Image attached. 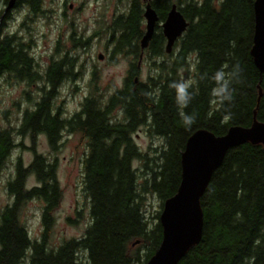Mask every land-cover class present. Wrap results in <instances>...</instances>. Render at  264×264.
I'll return each mask as SVG.
<instances>
[{"label":"trees","instance_id":"obj_1","mask_svg":"<svg viewBox=\"0 0 264 264\" xmlns=\"http://www.w3.org/2000/svg\"><path fill=\"white\" fill-rule=\"evenodd\" d=\"M9 2L0 0V18ZM16 2H23L31 13L41 14L42 0ZM254 2L151 0L149 4L159 20L144 51L149 73L141 81L136 63L145 33L144 4L132 0L126 15L116 17L108 30L112 54L134 57L130 73L122 87L108 96L97 92L94 73L90 93L79 111L68 118L62 117L54 101L62 83L75 77L76 59L61 56L40 77L38 64L34 65L28 50L24 52L19 41L3 34L4 15L0 24V78L13 73L22 80L28 89L25 96L29 107L23 111L18 127L0 130V176L17 146L15 135L30 140L34 158L27 168L18 159L15 176L7 184L13 202L0 213V264H22L26 258L28 264L148 262L160 246L162 229L160 210L148 218L146 201L157 198L161 209L176 194L187 139L198 130L218 137L232 127L249 128L254 121L264 124V72L257 70L250 56ZM173 4L188 26L167 54L160 24ZM73 42L77 46L80 40ZM235 65H239L240 74L239 82L232 83L233 99L217 103L211 95L216 86L212 77L222 68L231 72ZM190 70L194 99L183 111L195 113L197 119L191 128H185L170 85L182 81L181 71ZM38 82H42L41 88H36L40 93L31 89ZM150 92L158 95L149 97L146 93ZM32 93L37 94L35 99ZM140 128L159 139V147L142 152L133 139ZM65 132L79 134L87 142L83 191L89 199L91 222L80 239L65 241L53 250L48 247V238L62 191L56 179V161L37 155L35 146L37 137L44 135L49 147L57 151ZM29 176H34L38 184L31 189L26 188ZM34 199L43 203L40 240H31L20 220L22 207ZM200 205L201 241L178 264H264L263 145L246 142L230 148L213 173ZM136 241L143 248L142 254L133 247Z\"/></svg>","mask_w":264,"mask_h":264},{"label":"rangeland","instance_id":"obj_2","mask_svg":"<svg viewBox=\"0 0 264 264\" xmlns=\"http://www.w3.org/2000/svg\"><path fill=\"white\" fill-rule=\"evenodd\" d=\"M131 2L132 0H45L42 5L44 14L27 17L28 7L24 6L13 12L12 19L7 22L3 34H17L25 42L31 40L34 46L30 49V54L42 69L46 67L57 42L61 52L55 59H59L65 51L76 59L73 72L77 76L62 83L54 101L55 107L61 109L63 118L79 111L80 104L90 93V81L94 73L97 76L96 88L99 94L108 96L122 87L129 62L120 56L112 59L113 44L109 43L108 30L116 17L126 15ZM81 36L85 40L91 37L90 42L86 48L74 47L70 39ZM139 67V80L144 81L149 73L147 61L141 62ZM191 75V70L181 71L180 74L182 81H190ZM27 92L25 83L7 82L5 76L0 78V130L19 126L23 111L29 107L24 95ZM31 96L35 99L37 94L32 93ZM117 115L122 119L120 113ZM133 139L142 152L161 144L159 139L151 138L144 128L139 129ZM14 141L17 146L12 150L0 176V213L13 202L7 184L15 176L16 161L21 159L23 168H27L34 158L29 139L21 140L15 135ZM35 153L50 162L56 161L57 164L56 179L62 197L53 214L54 224L48 238V247L56 250L65 241L80 239L91 222L89 199L83 191V161L88 153L87 142L79 134L65 132L60 148L53 151L46 137L40 135L37 137ZM138 165V162L134 163L135 168ZM37 185L35 177L29 176L26 188L31 189ZM159 207L157 198L149 197L145 206L146 216L154 217L156 212H161L162 208ZM42 210L43 203L36 199L28 201L21 209L20 220L31 240L41 238ZM133 247L139 248L140 254L143 253L141 246ZM22 264H28V259H24Z\"/></svg>","mask_w":264,"mask_h":264},{"label":"water","instance_id":"obj_3","mask_svg":"<svg viewBox=\"0 0 264 264\" xmlns=\"http://www.w3.org/2000/svg\"><path fill=\"white\" fill-rule=\"evenodd\" d=\"M16 0H10L4 15L13 8ZM145 4L143 17L145 33L141 48L148 45L154 34L158 17L150 6ZM253 45L250 51L253 64L260 73L264 72V0H255ZM187 21L173 4L164 22L160 24L166 39L165 51L169 54L175 42L183 35ZM101 58V57H100ZM249 142L264 146V124L254 121L249 128H230L225 135L215 136L209 131L198 130L186 141L181 155V180L176 194L163 203L159 223L162 239L159 248L146 264H178L187 252L201 241L203 212L200 199L206 191L213 173L221 166L230 148ZM136 241L133 246L138 245Z\"/></svg>","mask_w":264,"mask_h":264},{"label":"clouds","instance_id":"obj_4","mask_svg":"<svg viewBox=\"0 0 264 264\" xmlns=\"http://www.w3.org/2000/svg\"><path fill=\"white\" fill-rule=\"evenodd\" d=\"M239 74V65H235L231 72H225L224 68H222L215 73L212 79L215 81L216 86L212 88L211 95L215 98L217 103L224 104L225 102H231L234 92L232 83L234 80L239 82ZM192 83V81H181L174 82L170 85V87L175 90L176 103L181 109L179 116L181 118V123L185 128H191V126L196 123L197 119L195 113L190 114L183 111V109L188 108L189 104L194 99V92L190 91L192 88ZM146 95L153 97L158 95V92H150L146 93Z\"/></svg>","mask_w":264,"mask_h":264},{"label":"flooded vegetation","instance_id":"obj_5","mask_svg":"<svg viewBox=\"0 0 264 264\" xmlns=\"http://www.w3.org/2000/svg\"><path fill=\"white\" fill-rule=\"evenodd\" d=\"M44 2H45V0H42V4H41V14H44V12L45 11H43L42 10V5L44 4ZM24 6H26V5H24L23 4V2L21 3V2H19V3H15L14 4V6H13V8L11 9V10H9L7 13H6V16H7V19H6V22H5V27H6V24H7V22L8 21H10L11 19H12V14H13V12H15V11H17V10H19L20 8H22V7H24ZM28 7V6H27ZM145 8V5H144V7H143V9ZM144 11V10H143ZM41 14H39V15H41ZM39 15H37V14H35V13H31V10L29 9V7H28V14H27V17L28 16H33V17H36V16H39ZM5 27H4V29H5ZM154 34H155V31H154ZM153 34V35H154ZM6 35H8V37H14L15 38V40L16 41H19L20 42V44L25 48V50H24V52L26 51V49L28 50L27 51V53H28V55L33 59V63H34V65L36 66L37 64V67H38V69L40 70L39 71V76L41 77V76H43V73L45 74L46 73V71H47V69L49 68V66L51 65V63H52V61L54 60V61H56V60H59V59H55V56H57V55H59L60 56V53H59V51L61 52V49H60V47H59V42H57V44H55V47H54V50H53V53H52V55H51V57H50V59H49V61L47 62V64H46V67H44L43 69L40 67V65H39V63L38 62H36L35 61V59L33 58V56L30 54V49H32V46H34L33 45V43L31 44V40L30 41H27V42H25V41H23L24 40V38L23 37H19L17 34H6ZM153 35H152V37H151V39H150V41H149V43H148V45L146 46V48H144V49H142L141 48V43H139V49H140V54L138 55V61H137V63H136V66H137V68L140 70V72H139V75H140V73H141V68L139 67V65H140V63L141 62H145V54H144V51L149 47V44H150V42H151V40H152V38H153ZM91 38V37H90ZM90 38H87L86 40L85 39H83L82 38V36L81 37H79V38H71L70 40H71V42H72V44H73V46L75 47V45H74V42H73V40H80V43L76 46V48H80V47H82V48H86V46L88 45V43L90 42ZM140 42H141V40H140ZM59 53V54H58ZM113 53V50L111 51V57H112V59H115L114 58V55L112 54ZM25 54V53H24ZM65 54H67V55H69V57H70V53L69 52H67V51H65V52H63L62 53V55L61 56H63V55H65ZM115 56H120V57H122V58H124V59H126V60H128V62H129V69H128V71H127V75H126V77L128 76V74L130 73V71H131V69H132V60H133V58L134 57H132V56H126V55H115ZM70 58H74V57H70ZM75 59V58H74ZM77 64V63H76ZM76 68V65H75V67H74V69ZM73 74L75 75V77L77 76L74 72H73ZM5 77H6V81L7 82H9V81H15V82H18V84H19V82L20 83H24L22 80H19L17 77H16V75L15 74H5L4 75ZM74 77V78H75ZM125 77V78H126ZM73 78V79H74ZM125 78H124V80H125ZM16 79H18V80H16ZM123 80V81H124ZM137 81V79H135V82ZM41 85H42V82H38L37 83V86H31V89L33 90V92H38V88H41ZM37 88V89H36ZM38 93H40V90H39V92ZM24 95H25V93H24ZM141 129V128H140ZM138 131H139V129H138ZM137 131V132H138ZM47 140V139H46Z\"/></svg>","mask_w":264,"mask_h":264}]
</instances>
